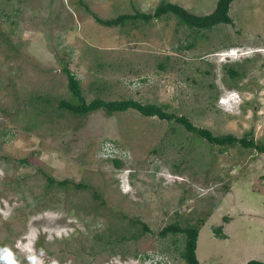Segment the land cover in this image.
Listing matches in <instances>:
<instances>
[{"label":"rangeland","instance_id":"rangeland-1","mask_svg":"<svg viewBox=\"0 0 264 264\" xmlns=\"http://www.w3.org/2000/svg\"><path fill=\"white\" fill-rule=\"evenodd\" d=\"M161 1L0 0V264H187L185 235L158 233L175 221L200 224L201 264L264 260V153L134 108L59 106L75 100L68 64L89 101L168 103L215 134L264 141V0H234V22L212 28L174 14L118 26L95 17ZM170 1L198 14L217 3ZM233 48L236 59L219 54Z\"/></svg>","mask_w":264,"mask_h":264},{"label":"trees","instance_id":"trees-1","mask_svg":"<svg viewBox=\"0 0 264 264\" xmlns=\"http://www.w3.org/2000/svg\"><path fill=\"white\" fill-rule=\"evenodd\" d=\"M233 1L234 0H217L215 8L210 13L206 14L195 13L177 2L162 0L156 6L155 10L150 13L136 11L133 13H121L112 18H102L98 14H95V17L100 23L104 25L118 26L124 25L130 21L136 22L140 19L150 21L154 18H160L166 14H174L178 17V20L181 24H185L191 28H212L219 23L232 24L234 22L233 17L230 15V8ZM64 70L68 75L69 89L74 95L75 100L62 99L59 101V106L75 114L84 115L99 109H104L108 114L111 115L115 111H125L130 108H134L140 111L143 115L158 116L161 119H167L169 121H175L179 124H182L188 131L196 134L199 137L205 138L210 143L218 145L221 148L226 149L233 145H240L242 147L254 149L264 153V141L256 140L253 133L247 132L243 136H236L232 133L215 134L207 127H201L194 124V122L186 114H179L175 111H170V104L168 103H145L135 98L105 99L103 97H95L89 101L83 92L79 78H77L76 74L71 70L68 64L64 66ZM227 71L233 77L239 75V71L233 65H229ZM115 162L118 166L122 164L120 159H115ZM47 176L50 184L56 183L58 185H67L73 183L71 179L58 180L50 175ZM76 186L86 187L87 184L76 183ZM96 196L99 197V194L96 193ZM134 222L142 224V232H153L151 227L145 221L136 219ZM200 229V224L187 223L186 225H183L181 222L175 221L163 227V229L158 233L162 237H165L170 233L184 234L185 240L182 251L183 258L187 264H201L197 255ZM214 231L219 237H227L226 233L223 232L222 226L215 227ZM246 264H264V260L253 258L248 260Z\"/></svg>","mask_w":264,"mask_h":264},{"label":"built area","instance_id":"built-area-1","mask_svg":"<svg viewBox=\"0 0 264 264\" xmlns=\"http://www.w3.org/2000/svg\"><path fill=\"white\" fill-rule=\"evenodd\" d=\"M226 52H229V54H235V49L233 48V49H230V50H228V51L220 52L219 54H220V55H222V54H224V55H229V54L226 53ZM223 59H224V58H223Z\"/></svg>","mask_w":264,"mask_h":264},{"label":"clouds","instance_id":"clouds-1","mask_svg":"<svg viewBox=\"0 0 264 264\" xmlns=\"http://www.w3.org/2000/svg\"><path fill=\"white\" fill-rule=\"evenodd\" d=\"M235 51H237L236 49H235ZM238 52V51H237ZM235 56V54H229V55H227V56ZM237 58V56H235V59ZM224 60H226V58H224Z\"/></svg>","mask_w":264,"mask_h":264},{"label":"bare ground","instance_id":"bare-ground-1","mask_svg":"<svg viewBox=\"0 0 264 264\" xmlns=\"http://www.w3.org/2000/svg\"><path fill=\"white\" fill-rule=\"evenodd\" d=\"M227 62V61H226ZM42 223V222H41ZM53 224V223H52Z\"/></svg>","mask_w":264,"mask_h":264}]
</instances>
